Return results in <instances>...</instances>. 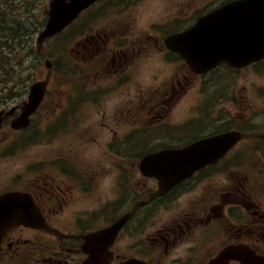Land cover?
I'll list each match as a JSON object with an SVG mask.
<instances>
[{"label": "flooded vegetation", "instance_id": "af4514ba", "mask_svg": "<svg viewBox=\"0 0 264 264\" xmlns=\"http://www.w3.org/2000/svg\"><path fill=\"white\" fill-rule=\"evenodd\" d=\"M140 1L97 0L80 16L82 32L92 19L97 18L99 22L107 15L116 16L121 23L109 22L93 33L85 31L83 39L75 41L76 46H82L78 52L82 49L84 55H97V81L103 75L104 63L116 81L123 82L135 64L134 55L141 50L135 51L133 45L139 43L144 51L153 45V36L141 34L138 29L134 11ZM203 1L175 0L178 14L147 27L158 36L155 43L158 51L166 53L168 35L187 29L200 16L236 0ZM131 25L137 29L131 32L138 35L136 38L124 34ZM148 37L151 39L147 40ZM84 55L79 60L71 55L81 68L92 64ZM175 57L181 60L179 55ZM251 65L256 71L264 72V58ZM220 67L223 75L212 84L215 90L221 89L222 107L194 106L190 117L183 122L144 124L130 127L120 137L114 134L110 141L115 147L113 156L118 160L111 167L114 168L112 196L106 208L112 209V214L109 216L102 210L109 220L98 226L97 204L87 202L85 194L89 185L93 186L91 194L97 192V162L93 166L85 165L84 157L79 155L77 158L39 155L28 166L17 165L15 186H0V194L8 190L29 193L40 225L20 224L13 228L4 241L0 264H83L87 256L83 251L84 236L124 215L128 218L110 246L109 264L130 259L144 264H242L237 259L240 254L264 255V88L259 86V107L248 111L250 117H245L244 112L234 115L224 105L239 106L245 89L238 83L245 68L237 69L225 62ZM261 76L264 78V74ZM110 88V84L97 83V96L105 95ZM66 94L65 125L72 114L84 113L86 99L82 92ZM97 96L91 98L97 100ZM49 100L57 104L53 98ZM169 110L165 109L167 113ZM11 118L6 117L3 126L7 123L9 126ZM163 119L170 120L167 116ZM11 131L13 136L0 137L1 158L26 153L31 145L42 140L25 144L17 137L22 130ZM69 132H66L69 142L78 146L83 143L80 132L77 135ZM230 132L239 133V137L224 155L174 181L173 177L159 180L143 175L139 170L143 155L133 154L141 145L146 147L142 151L145 154L151 145L158 146V143L170 145L165 148H180ZM225 251L228 255L224 259L213 262Z\"/></svg>", "mask_w": 264, "mask_h": 264}, {"label": "rangeland", "instance_id": "374dc122", "mask_svg": "<svg viewBox=\"0 0 264 264\" xmlns=\"http://www.w3.org/2000/svg\"><path fill=\"white\" fill-rule=\"evenodd\" d=\"M47 1H37L43 6V13L47 7ZM174 1L141 0L139 2L137 9L134 11L138 29L141 34L145 32L152 35L154 43L148 46L146 51L141 48L142 45L140 46L139 43L133 45L135 51L141 50L134 55L135 64L131 65L130 74L125 77L123 82L116 81V76H113L110 71L105 69L104 63L101 69L103 75H101L100 81H97L99 79L97 55L95 53L84 55L82 49L81 52H78L82 46L75 45L77 39H83V36L86 35L83 34L85 31L93 33L94 31L102 30V26L109 25V22L120 23L116 16L107 15L101 17L99 22H97V18L92 19L85 31L82 32L83 35L80 34L82 36L77 34L62 42V46L55 50V55L63 53L64 59H67L70 64L73 63L71 55L76 57L77 60L81 58L80 55H84V59L91 60L92 64L81 68L84 72L80 71L79 74H66L64 77L55 76L53 84L51 82L48 86V90L52 93H50V97H59L61 103L65 104V96L61 93L55 95V92L78 89H83V91L94 90L97 88V83L101 85L110 84L111 88L105 95H99L100 97L96 101L85 103V110L84 108L82 109L84 113L82 112L75 116L72 114L70 121L67 122L63 130H59V126L63 122L66 123L67 120L66 118L63 119L62 114H59L60 108L53 110L48 106L50 100L47 98L38 112L33 115L34 120L32 122L34 121V123L31 128L25 130L21 137L25 144L32 140H42L31 145L26 153L21 152L16 157L13 154L10 158L0 157V186H15L17 165L21 166L26 163L28 166L39 155L52 158H66L67 155L71 158L73 156L77 158L76 155H79L84 157L85 165L90 163L93 166L97 162V192L91 194L93 186L90 185L85 189L86 201L91 204H97V226L109 220L102 210H106L111 202L112 194L110 189L113 186L114 175V168L112 169L111 167L118 160L113 156L115 153H112L109 147L111 138L114 134L119 137L124 135L130 127L133 128L146 123H157L159 119L165 116L170 118L169 121L173 120L174 122H180L190 117L192 113L190 112L191 107L196 106L200 99V86H206L208 82L207 79L201 82L200 77L190 72L184 62L177 57L166 56V53L158 51L155 44L158 36L147 29V27L150 28L153 24L161 22L173 14H178V7ZM203 2L207 3L208 0ZM123 17L128 19L126 14ZM122 21L129 22L128 20ZM134 30L137 29L131 25L129 32L126 31L124 34L136 38L138 35L131 33ZM150 39L151 37H148L147 40ZM168 57L172 59L167 60L166 58ZM81 64L83 63L81 62ZM45 71L44 67L37 71V80L44 78ZM215 74L216 77L223 75L220 69H217ZM261 74H264V72L256 71L253 65L245 68L238 83L242 89H245L240 104L234 107L229 104L224 105L225 108L233 112L234 115H237L238 112H244L245 117H250L248 111L259 107V86L264 88V78L262 76L261 78L259 77ZM84 75H88V81L83 78ZM207 77L212 78L211 75ZM57 83H63L64 85ZM220 106L222 107V105ZM168 108H170L169 113L165 111ZM54 120L58 122L56 124L58 127L50 129L47 134L46 123L50 122L53 124ZM74 125L75 127H72ZM31 129L34 131L31 132ZM67 129L68 131L71 130L69 133L74 132V135L80 132L83 135V137H80L83 143L78 146L77 143L73 145V142H69L66 135ZM10 135L13 136V133L7 123L1 130L0 137H11ZM76 139L77 137L75 141ZM87 202L86 205H88ZM107 212L110 216L112 209Z\"/></svg>", "mask_w": 264, "mask_h": 264}, {"label": "water", "instance_id": "95a60500", "mask_svg": "<svg viewBox=\"0 0 264 264\" xmlns=\"http://www.w3.org/2000/svg\"><path fill=\"white\" fill-rule=\"evenodd\" d=\"M95 0H49L47 19L44 27L38 32L36 42L40 49L43 41L60 32L77 15ZM259 0H236L221 6L206 16L199 18L197 23L182 33L169 38V43L186 59L194 72H204L220 61L232 65H246L258 60L264 54L259 49ZM46 66L50 67L46 61ZM48 71L44 80L31 84L27 100L21 106L20 114L11 121V126L18 129L26 127L29 115L41 101L49 79ZM15 107L8 111H0V127L3 118L12 114ZM233 133H223L211 139L201 140L186 148L157 152L145 156L141 161V170L145 174L160 177L166 171L178 177L191 173L194 169L212 162L216 156L224 153L227 146L235 141ZM194 154V155H193ZM200 156L199 161L192 158ZM157 163L152 172L145 170V164ZM175 178V179H177ZM36 209L30 195L22 191H7L0 194V251L7 233L15 226L23 223L32 226L40 225L37 221ZM127 216L86 236L88 241V257L84 264H109L111 246L114 237L126 221ZM239 259L244 264H264V257L255 253L241 254ZM121 264H144L131 259Z\"/></svg>", "mask_w": 264, "mask_h": 264}, {"label": "trees", "instance_id": "16d2710c", "mask_svg": "<svg viewBox=\"0 0 264 264\" xmlns=\"http://www.w3.org/2000/svg\"><path fill=\"white\" fill-rule=\"evenodd\" d=\"M37 1L0 0V107L16 95L23 97L28 85L37 78V71L43 68L34 38L44 24L46 10L43 13V6ZM74 71L75 66L66 74ZM145 148L141 145L134 152L142 153Z\"/></svg>", "mask_w": 264, "mask_h": 264}, {"label": "bare ground", "instance_id": "6f19581e", "mask_svg": "<svg viewBox=\"0 0 264 264\" xmlns=\"http://www.w3.org/2000/svg\"><path fill=\"white\" fill-rule=\"evenodd\" d=\"M2 31V30H1Z\"/></svg>", "mask_w": 264, "mask_h": 264}]
</instances>
